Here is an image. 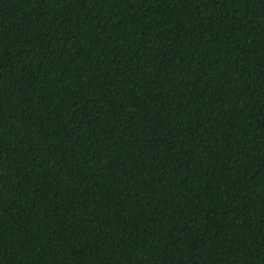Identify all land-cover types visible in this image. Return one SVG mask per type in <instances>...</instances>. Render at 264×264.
Wrapping results in <instances>:
<instances>
[{
    "label": "trees",
    "instance_id": "16d2710c",
    "mask_svg": "<svg viewBox=\"0 0 264 264\" xmlns=\"http://www.w3.org/2000/svg\"><path fill=\"white\" fill-rule=\"evenodd\" d=\"M0 264H264V0H0Z\"/></svg>",
    "mask_w": 264,
    "mask_h": 264
}]
</instances>
